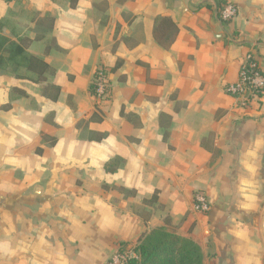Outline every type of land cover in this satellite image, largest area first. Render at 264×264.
<instances>
[{
    "label": "crops",
    "instance_id": "0c3cea01",
    "mask_svg": "<svg viewBox=\"0 0 264 264\" xmlns=\"http://www.w3.org/2000/svg\"><path fill=\"white\" fill-rule=\"evenodd\" d=\"M227 1L229 22L215 0H0V264H108L158 228L264 264V95L226 91L249 52L264 71V0Z\"/></svg>",
    "mask_w": 264,
    "mask_h": 264
},
{
    "label": "built area",
    "instance_id": "2783aa9c",
    "mask_svg": "<svg viewBox=\"0 0 264 264\" xmlns=\"http://www.w3.org/2000/svg\"><path fill=\"white\" fill-rule=\"evenodd\" d=\"M219 17L229 22L238 13V7L234 3L225 0L221 5V0H215ZM96 99L100 101L106 100L110 95V84L107 70L99 67L93 77ZM226 91L237 100L240 107H249L255 100L262 98L264 95V71L259 65L258 57L249 52L241 65L239 78L237 81L226 86ZM194 210L198 213L205 214L211 208V202L207 194L203 191L194 193L193 201ZM134 251L131 248L123 252H117L112 256L108 264H128L133 257Z\"/></svg>",
    "mask_w": 264,
    "mask_h": 264
},
{
    "label": "trees",
    "instance_id": "16d2710c",
    "mask_svg": "<svg viewBox=\"0 0 264 264\" xmlns=\"http://www.w3.org/2000/svg\"><path fill=\"white\" fill-rule=\"evenodd\" d=\"M224 3L225 0H221V5ZM163 21L169 22V19L164 18ZM6 43H9V40L1 37L0 46L3 47ZM10 44L14 46V43ZM169 45L168 43L166 46L169 47ZM15 52L24 53L25 51L19 46H15ZM25 57L28 58V56ZM0 59H2L1 53ZM91 91L95 93L93 84H91ZM42 151V148H37V153L40 154ZM107 169L112 171L114 168L111 164H107ZM156 199L157 196L154 195L151 201ZM127 247L126 243H120L118 251L123 252ZM132 250L135 255L129 259L128 264H204L201 249L193 240L166 228L156 229Z\"/></svg>",
    "mask_w": 264,
    "mask_h": 264
}]
</instances>
